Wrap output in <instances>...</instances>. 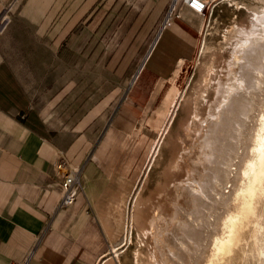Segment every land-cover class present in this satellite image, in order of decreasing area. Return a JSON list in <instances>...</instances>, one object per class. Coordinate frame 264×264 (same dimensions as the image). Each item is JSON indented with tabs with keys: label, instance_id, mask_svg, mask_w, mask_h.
Segmentation results:
<instances>
[{
	"label": "crops",
	"instance_id": "crops-1",
	"mask_svg": "<svg viewBox=\"0 0 264 264\" xmlns=\"http://www.w3.org/2000/svg\"><path fill=\"white\" fill-rule=\"evenodd\" d=\"M12 1L0 0V22ZM171 2L143 0L112 27L104 72L127 85L112 92L119 97L108 116L112 97L77 118L74 87L29 86L13 64L27 56L7 26L0 31V264H113L125 201L167 120L172 79L195 55L202 25L201 13L180 1L163 22ZM76 36L66 44L72 53L85 45L77 47ZM59 156L79 167L81 190L66 207L59 205Z\"/></svg>",
	"mask_w": 264,
	"mask_h": 264
},
{
	"label": "rangeland",
	"instance_id": "rangeland-1",
	"mask_svg": "<svg viewBox=\"0 0 264 264\" xmlns=\"http://www.w3.org/2000/svg\"><path fill=\"white\" fill-rule=\"evenodd\" d=\"M142 1L13 0L4 12L5 27L18 40L20 53L28 58L13 63L18 74L31 87L49 89L64 84L74 87L71 95L77 118L90 104L112 97L108 116L114 99L119 97L112 92L119 85L127 84L113 80L104 72L103 56L107 47L115 42L117 31L112 27L117 19L134 11ZM209 1L201 13L195 55L178 68L172 79L173 98L167 120L157 132L145 167L125 201L124 235L111 253L113 264L149 263L150 243L144 235L146 221L159 202L174 200L176 185L194 184V173L188 169L197 168L199 164L191 166V162L189 166L186 157L197 153V131L203 118L208 116L209 105L220 96L218 86L227 88L239 81V72L233 73L231 63L238 58H232L235 57L232 53L247 35L249 24L255 23L254 12L260 10L263 3L260 0ZM94 21L98 22L96 28L87 29ZM74 35H77V47L85 45L81 51L72 53L66 44ZM248 80L245 106L228 127L229 151L219 165V177L214 178L216 189L210 190L211 196L204 195L203 201H197L198 207L193 211L188 208L185 213L196 225L192 237L182 236V239L188 238L185 239L188 247L185 264H264V180L255 167L259 163V142L264 134V55L251 65ZM158 139H163L162 148L152 162ZM131 214L135 220L129 242L126 233L128 236ZM137 249L138 259H135Z\"/></svg>",
	"mask_w": 264,
	"mask_h": 264
},
{
	"label": "bare ground",
	"instance_id": "bare-ground-1",
	"mask_svg": "<svg viewBox=\"0 0 264 264\" xmlns=\"http://www.w3.org/2000/svg\"><path fill=\"white\" fill-rule=\"evenodd\" d=\"M260 1L263 5L260 10L254 12L255 23L252 21L249 24L247 35L243 36V39L238 47H235V50L233 49L234 52L232 55L235 57L232 58H238V60L235 59V61L233 60L231 62L234 67V70H232L233 73L234 71L239 72V75L237 76L239 81L235 84H230V87L227 88H222L221 84L218 86L219 90L217 89V91L220 92V96L216 99L217 101L214 104L209 105L211 107L208 116L203 118V124L197 131V150H195L197 153H194L188 158L186 157V161L189 166L191 165V162L193 163L191 166H195L197 163L199 164L197 168L196 166L195 168L188 167V170H191L195 175V177L194 175L192 177L194 184L192 183L193 185H190V183L188 184L189 186L183 185L182 183L176 185L174 200L169 199V201L166 200V202H159V204L156 205V208L152 210L150 218L147 221L145 220L147 223V231L144 232V235H147L146 240L148 238L147 242L150 243L149 249H147V251L149 250V256L147 258L149 259L148 264H185L187 262L186 256L188 253V247L185 239L188 236L192 237L195 234L196 225L195 223H192L194 222L192 221L193 219H191V222L189 218H186L185 213L188 212V208L193 211L195 206L198 207L197 201H203L204 195H206L205 197L211 196L210 190H213L214 188L216 189L214 178L217 180L219 177V165L221 161L226 158L229 151V141L227 135V131L229 129L228 127L234 123L233 120L235 119L238 111L240 112L243 106H245L247 100V89L249 87L248 73L250 71V67L255 61L259 62L260 58L264 55V0ZM1 15L2 20L0 25L2 26L4 24L3 18L5 15L4 13ZM256 30H258V32H255ZM231 63L230 65H232ZM229 138L231 139V137ZM162 140L163 139H158L153 148L151 155L152 162L156 159V153H159L162 148ZM185 149H187V147ZM189 149L190 148L187 150ZM192 149L194 151V148ZM150 164L151 160H149L148 165ZM176 166L178 165L176 164ZM185 171L187 170L185 169ZM188 175L190 176V174ZM188 178L190 179L191 177ZM184 204L185 206L183 208ZM181 209H183V211H181ZM197 217L199 219V216ZM133 219L135 220L134 216L131 214L130 225L127 229L128 236L126 233V239L129 242H131L133 232ZM182 236L187 237L182 239ZM197 239H199V237ZM137 255L138 249L134 253L135 259H138ZM209 257L207 258L209 259ZM206 264L208 263L206 262Z\"/></svg>",
	"mask_w": 264,
	"mask_h": 264
},
{
	"label": "built area",
	"instance_id": "built-area-1",
	"mask_svg": "<svg viewBox=\"0 0 264 264\" xmlns=\"http://www.w3.org/2000/svg\"><path fill=\"white\" fill-rule=\"evenodd\" d=\"M178 1L197 13H203L207 8L208 3L210 2L209 0H172L170 7L165 14L163 22L169 19L172 14V10L174 9V6ZM5 11L6 8L4 9L3 13ZM3 19L4 24L2 26L0 25V31L4 29L7 23L6 17H4ZM55 166L58 172L61 174L60 183L62 187V195L59 205L61 207H66L68 205H71L75 201L78 192L81 190V185L79 182V168L70 163L62 156L56 158Z\"/></svg>",
	"mask_w": 264,
	"mask_h": 264
},
{
	"label": "snow or ice",
	"instance_id": "snow-or-ice-1",
	"mask_svg": "<svg viewBox=\"0 0 264 264\" xmlns=\"http://www.w3.org/2000/svg\"><path fill=\"white\" fill-rule=\"evenodd\" d=\"M259 163L258 165H255V167L259 168V174L264 180V134H262L260 142H259ZM255 167L253 168V171H255Z\"/></svg>",
	"mask_w": 264,
	"mask_h": 264
}]
</instances>
